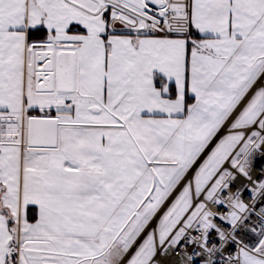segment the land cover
I'll return each instance as SVG.
<instances>
[{"label": "snow or ice", "instance_id": "6c2138e0", "mask_svg": "<svg viewBox=\"0 0 264 264\" xmlns=\"http://www.w3.org/2000/svg\"><path fill=\"white\" fill-rule=\"evenodd\" d=\"M0 264H264V0H0Z\"/></svg>", "mask_w": 264, "mask_h": 264}]
</instances>
